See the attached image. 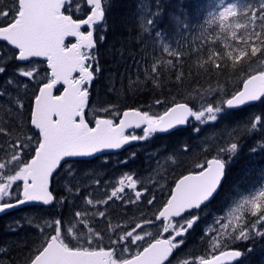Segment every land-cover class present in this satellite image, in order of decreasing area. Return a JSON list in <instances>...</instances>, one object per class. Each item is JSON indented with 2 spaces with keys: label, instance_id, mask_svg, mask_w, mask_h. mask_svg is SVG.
I'll return each instance as SVG.
<instances>
[{
  "label": "snow or ice",
  "instance_id": "obj_1",
  "mask_svg": "<svg viewBox=\"0 0 264 264\" xmlns=\"http://www.w3.org/2000/svg\"><path fill=\"white\" fill-rule=\"evenodd\" d=\"M257 2L258 8L250 3L238 5L235 2L225 3V0H220L209 13L212 20L219 21L221 28H231V37L243 45L235 54L233 51L225 53L234 63L241 62L245 57H256L257 53L264 56V0ZM87 4L91 8L86 19H74L73 15H66L61 10L65 7V0H11L6 9L0 8V42H6L13 52H17L18 56L15 59L20 62L30 63L29 58L34 57L45 58L51 73L50 76L41 77L40 71L36 68L22 70L20 73L23 77L39 78L38 84L42 83L38 94L35 95V106L31 112V125L38 131L36 136L18 139L8 149L13 153L11 160L0 163V213L34 202H42L45 206L55 202L58 208L62 206L63 201L57 200L54 189L50 190V183L69 160L92 158L102 149H119L130 141L145 140L151 133H167L176 126L186 125L190 117L201 123L205 122V118L214 122L220 114L264 97V71H260L255 75H248L243 80V89L237 91L231 98L220 101L215 107L209 103L202 111H193L187 103H179L160 115H149L147 111L134 109L124 111L119 124H114L113 119L101 118L97 112H93L90 119L86 118L89 115L86 112L90 97L88 85L93 81V73H98L100 68L98 62L95 67L92 63L97 60L94 32L93 30L84 32L81 28L88 26L91 29L105 18L101 0H87ZM241 8L244 9L243 12L240 11ZM156 14L159 13L154 15ZM241 16L245 18L246 23H225L238 21ZM257 20L261 21V31L257 32L253 27L249 32V25L255 26ZM147 24L152 25L153 20H148ZM240 29H244V34L238 36L237 32ZM159 34L157 32V36ZM65 37H76L77 40L67 46ZM99 40L103 41L104 36H99ZM164 51L168 49L165 48ZM219 58V53H212L209 56L210 61ZM221 67L222 65L216 64L217 69ZM152 71H156L155 66ZM4 72L5 68L0 67V73ZM44 79L47 80L46 83L42 82ZM7 83L11 84L12 81L9 80ZM61 83L65 85L63 92L53 95L52 90ZM17 103L22 112L23 104L19 101ZM156 103L160 104L161 101L157 100ZM103 111L115 114L111 108ZM93 121L94 126H90ZM255 121L261 122L262 117L256 116ZM133 124L137 129L141 125H146L142 130L143 135L125 134V129L132 128ZM252 127L255 128L256 125L252 124ZM3 132L4 129L0 128V133ZM33 150L34 155L31 159L24 161L23 155ZM184 150H188L187 145L184 146ZM236 151L237 143H232L230 148L219 149L216 158L207 160L206 166L197 165L199 171L184 176L176 183L171 199L164 210L159 212V216L155 217V222L145 221L143 226L136 224L132 231L119 237L117 241H110L106 246L109 250L100 246L103 238L96 233H89L87 237H82L73 244L67 235L72 231L71 228L66 229L62 235L61 219L46 222L48 230L55 234L50 235V238L45 236L42 250L37 249L38 254L31 259V264H163L178 245L173 243L172 239H155L154 242H149L153 238L152 234L145 233L142 236L136 234L137 230L144 231L145 227L155 228L162 225L163 231L168 233L169 224L166 220L169 216L180 217V213L186 208H200L204 201H208L218 191L226 175V165L231 162L232 157L229 155V159L225 160L221 158L222 154ZM5 169L14 174H8ZM68 173L72 174L71 168L68 169ZM126 179L127 187L133 188L135 181L132 176H127ZM118 183L123 185L124 180ZM68 191L71 192V189ZM123 191V187L113 191L109 199L117 197ZM136 196L140 197L141 193L136 192ZM5 197L14 200L15 203L4 202ZM257 199H264V190L247 201L252 205L253 215L259 213L257 223L264 225V209L256 202ZM86 203L95 207L92 200H87ZM147 203L151 205L153 200H148ZM99 215L103 217L105 213L100 212ZM75 216L84 218L81 212H76ZM195 219L193 217L187 220V228L176 232L175 235L181 237L182 232L192 228ZM66 239L68 242H65ZM233 239L247 241L249 239L247 226L240 229L239 236H234ZM144 243L148 246L143 247ZM180 243H183V239ZM130 247H143V250L131 254ZM117 255L119 259L114 258ZM126 255L130 258H124ZM241 255L239 250L222 251L219 255H213L211 259L202 260L201 264H222V261H231Z\"/></svg>",
  "mask_w": 264,
  "mask_h": 264
},
{
  "label": "rangeland",
  "instance_id": "obj_2",
  "mask_svg": "<svg viewBox=\"0 0 264 264\" xmlns=\"http://www.w3.org/2000/svg\"><path fill=\"white\" fill-rule=\"evenodd\" d=\"M138 1L140 5V12L138 13L139 19L141 20V23L144 26L143 29H147V32L150 35V41L151 43H153L151 45H153L157 50L154 54L145 56L148 60L147 65H143L142 67H137L138 69H144L150 67L151 65L154 66L157 61H160L159 64H163V65L173 64V62L168 56H164L163 51L165 48H167L168 51H164V52L170 54L171 56L173 55L172 57L176 58L178 51L177 47L181 42L185 40L195 41V39L202 38L203 36H207V37L211 36L210 38L218 37L225 44V46H222L225 53L228 51H233L235 54L236 50L243 47L241 43H238L237 40L231 37V31H232L231 28H221L219 21L218 20L214 21L212 20V17L209 16V13L213 11L215 5L220 3V0H203L205 3L202 0H196V1L191 0L193 2L192 7L194 8L193 12L191 13L189 12V10H186V8H184V6L180 4V1L182 0H177L175 4H173V0H167L165 2V5H163V3H160L161 0H138ZM170 1L172 2L170 3ZM182 2H184V0ZM228 2H235L238 5H246L250 3L257 8L259 7L257 0H225V3ZM10 3L11 0H0V8L6 9L10 5ZM116 4L118 5L119 3ZM185 4L186 5L189 4L188 0L186 1ZM164 10H166L167 19L158 22L159 19L158 16L161 13H163ZM65 11L71 13L72 15L81 16L86 12V6L84 0H68ZM240 11L243 12L244 9L241 8ZM155 13H159V14L154 15ZM148 20H153V24L148 25L147 24ZM236 22L243 24L246 23L247 21L243 16H241L239 17L238 21H228L225 23L234 24ZM260 24L261 21L257 20L255 26L249 25L248 31L251 32L253 27H255V31L257 32L261 31ZM156 25H164V26L156 27ZM98 29L101 30L100 27ZM157 32L160 33L159 36H157ZM214 33L216 36L213 35ZM243 34H244V29L238 30L237 32L238 36ZM147 49H149V47L145 48V50ZM113 51L115 54L114 58L117 59L118 62L116 63L112 58L113 63H111L110 65L113 66L115 69L117 68L121 69L124 65V62L121 59H119L122 53L119 51L115 53V50ZM169 51L171 53H169ZM257 54H259V57L256 62V65L259 68H261L260 71H264V56H261L260 53ZM14 56H15V52H13V50L10 47L0 43V67L5 68V72L0 73V76L10 75L15 79L13 80L11 77H8L12 81L11 86L15 88L14 91H12L11 89H8L7 91L4 89H0V93H3L2 95H0L1 96L0 117L8 113L10 116H13L14 118L16 117L15 120L18 121V127L15 129H19L17 133L9 132V134H3V135L0 133V138H2L3 141L2 142L3 144L1 143V147H0V163H6L11 160V156L13 153L8 151V149L18 139L35 136L33 135L32 132L33 128L28 129L26 126V123L28 122L27 108L29 107L30 100L33 98V96H35L37 88L41 83L38 84L39 78L23 77L22 75H20L21 71L32 70L33 68H36L37 70L40 71L41 77L46 75L48 76L47 69H45L46 67L44 61L31 60L30 63L28 62L23 64L17 62L14 59ZM160 57H163L164 59L162 60L160 59ZM110 65L102 69L100 84L103 85L106 83V85L104 86V90L115 101L110 108L113 109L115 112L113 116L117 117L120 112V105L123 102V100H121L123 96V93L121 91L123 90L121 89L120 91L121 93L120 92L116 93L115 87H111L110 85L112 80L111 75L114 78H116V74L114 73L111 74V70L113 69L109 68ZM160 67H156L155 72L150 71L149 72L150 75L156 77L158 75ZM130 79H134L133 82L138 84V81L146 82L148 80V77L139 73H135L134 71L131 74L129 73L127 75L122 74L121 76L122 84L126 83L127 85L129 84V86H131ZM44 81H46V79H44L42 82ZM9 94L11 95L5 98ZM17 101L23 104L22 112L18 106ZM165 106L166 105L161 106L157 104L156 100H151L142 109L144 111L149 112V115H157L165 108ZM203 108L193 111H202ZM228 116L226 117L234 121L232 125H229L226 121L222 123H215V121L214 122L207 121L206 118H205V122L201 123L195 121L194 117H190L189 123H193L194 125V130H193L194 135L199 134L200 131L203 129L204 134L206 136L210 138L218 137L216 138L217 146L210 147L213 148V150L212 149L210 150V153L213 155H217L219 149H227L231 147L232 143H237L236 153L229 154L225 152L224 154H222L225 158L221 156L222 159L228 160L229 155H231L232 159L229 164H234L238 159V156L240 155L241 152V150L239 149V145L244 141H249L250 139L252 140L255 150H250L248 158L246 159L248 168L246 166L245 168L247 169L242 170L241 174L240 171H238L237 173L236 169H232L231 171L232 173L231 176L239 177V181H237L236 183H243L246 184V186L242 188H238L236 191H231L230 189L229 193L226 196V202L219 208L221 211L220 214H213L212 211L204 210L201 212L190 213V215L185 214L182 216L185 217V219H181L180 217L171 219L168 222L169 224L168 233H165L163 231L162 225H158L155 228L148 226L145 227L144 231L137 230L136 234L142 236H144L145 233H151L153 238L159 235L165 237L166 239H172L173 243L178 245L177 248L179 247L182 248V251L184 253H182L179 256L172 257L169 260V262H167L166 264H199L198 262L202 257H207L213 252L219 251L221 249L231 248L234 245L243 246L245 244H248V242L252 244L253 242H256L258 240H264V235H261V233H264V225L257 223L259 213L253 215L252 205L247 203V201L252 196L257 195L259 191L264 190V126H262L264 125V103L259 102L257 105L248 107L247 109L237 113L236 116L235 115L231 117ZM256 116H261L262 121L256 122L255 121ZM252 124H255L256 127L253 128ZM207 125H209V127H207ZM215 126H218L219 128L216 129ZM0 128H2L1 121H0ZM143 128L144 127H142L141 129L143 130ZM140 132H142L141 135H143V131ZM128 134L137 135L134 132L127 133L126 135ZM184 135H186L184 132L178 133L176 135L175 141H169L168 143L175 150H176L175 147L179 146V143L180 145H187L192 151V153L200 152L201 159L198 161L189 162L186 159L187 157L191 158L199 154L190 155L187 154L188 150L185 151L184 149H182L181 151L179 150L178 151L179 153L176 154L174 153V150H170L171 155H168V157L162 159L163 162H157L160 163L161 166L163 165V163H167L166 165H168L165 177L158 178L148 183L149 185H155L159 187L160 188L159 193L157 195H153L149 197L145 202L137 203L138 207L136 210L132 209L135 217L141 218L143 220V223H140L142 226L145 224V221L155 222L154 215L155 212L158 210L156 208L165 199V196L170 192L174 179L177 176V175L174 176L177 168L180 166H190L191 165L190 163H198V162L205 163L207 160L208 152L205 150L206 146L200 143L198 139L191 138L192 141L190 143L188 142L184 143L182 141L178 143L180 138L183 137ZM152 136H154V134H150L149 137H147L145 140L142 141L139 140L138 142L139 144H137V146L135 147L134 145L130 146L127 149L126 153L121 157L105 155L100 160H97L96 162L92 163V167L95 168L94 171L96 173L90 174L88 180H85L83 182V188H78L77 192L85 190L87 194L86 196L87 200H92L95 207L85 203L84 205L86 207L87 212L84 213V218L83 219L77 218L73 214L75 219L73 223H71V220L73 218L72 215H70L71 220L65 219L63 215L59 216V219L62 220V226L64 224V226L61 229L62 235L65 233L66 229L71 228L72 231L67 235L68 238L72 240L73 244L76 243V240L81 239L82 237H87L89 233L92 232H95L97 235L101 234L107 237L112 235L113 232L110 230V225L103 228L102 232L99 233L94 230V227L99 224H104L116 220L119 210L123 207L125 203L124 199L126 196L124 195L126 191L124 189V191L119 193L118 196L115 198L109 199V197L113 191H117L119 188L128 185V180L126 179V177L132 176L133 171L136 169V167L139 166V164H137V161H140V159L136 155H138L140 152H143L145 155H149L150 157L151 154H149L148 151L145 150L144 148L150 142H152V140L149 139ZM161 140L162 139H160L158 142H160ZM217 147L218 150H216ZM17 151H19V149H17ZM32 152L23 155L22 159L24 161H28L29 158L32 156ZM253 152H257V153L253 154ZM229 164H227V166ZM158 165L159 164H156V166ZM20 166H22V164ZM127 167L130 169L129 170L126 169ZM16 170H18V167ZM4 171L7 172L8 174H14L10 172V170L8 169H5ZM153 175H156V173L153 172ZM120 180H124L123 185L118 183V181ZM87 181H92L98 185V188L95 190V192L89 188ZM142 186L143 184L139 182H135V186L133 188L135 189L136 192V190H140ZM20 190H21V184H20ZM5 200H10V199L5 197L4 201ZM58 200H62L64 203L65 196L59 198ZM148 200H153V201L158 200L153 210H150L149 204L147 203ZM98 201H105L106 203L98 204L97 203ZM256 202L261 204L262 209H264V199H257ZM100 207L106 208V212L108 215H104L103 217H101L99 213L96 211V209ZM52 211H56V210L52 208ZM87 214H90V217ZM193 217L196 218L193 225L198 223L202 217L203 226L201 224H198L197 233H196L197 235L192 238V240L195 241V244L193 246H185V240L189 239L188 234L190 229H188L187 232H182L181 237H177L175 233L181 232L183 228H187V220H190ZM22 218L25 219V221L26 220L31 221L30 219L27 218L26 215L22 216ZM135 219L131 220L130 226L125 227L122 233L120 234L115 233L114 238H112L111 240L117 241L119 237H122L127 232L132 231L133 230L132 224L135 221ZM40 222L41 221L38 220L35 221L34 225L36 230L39 232V234H41L42 238H45V236L48 237L49 233H47V229L45 228L43 229V225ZM17 223H19V221L16 220L13 223V225H16ZM29 224L30 223L28 222L25 223V225L27 226ZM252 225H255V227H252ZM245 226H247V230L249 231V239L247 241L234 240L233 237L239 236V230L244 229ZM42 233L44 234L42 235ZM169 233H171V235H169ZM22 234L23 235H21V237L27 235L28 233L24 229ZM181 239H183V243H180ZM65 242H68V239H66ZM15 243L17 242L14 241L13 244ZM9 247L10 246L0 247V264H7V260L3 258V254L5 253V250L6 251L9 250ZM133 252L135 251H131L130 253ZM114 258L119 259V255H117ZM249 263L254 264L250 262V257L248 256L247 258H244L239 264H249Z\"/></svg>",
  "mask_w": 264,
  "mask_h": 264
},
{
  "label": "trees",
  "instance_id": "obj_3",
  "mask_svg": "<svg viewBox=\"0 0 264 264\" xmlns=\"http://www.w3.org/2000/svg\"><path fill=\"white\" fill-rule=\"evenodd\" d=\"M166 1L167 0H161L160 3H163V5H165ZM182 1H180V4L184 6L186 10H189L190 13L193 12V2L191 0H188L189 4L186 5L185 3L187 0H184V2ZM171 2L172 1H170V3ZM176 2L177 0H173V4H175ZM116 3L119 4L117 5ZM137 3H139L138 0H104L103 9L105 10V18L100 24L97 25L101 28V30H99L96 26L94 29L96 30L95 51L97 60L92 63L93 67H95L96 63L98 62L100 71L98 73L94 72V80L91 82L89 87L90 97L86 111L89 114L87 117L88 119H90V115H92L93 112H97L100 116L115 119L114 122H117L123 109L136 108L143 110L142 108H144L146 104L151 100H159L161 101L159 105H166L165 108L157 115H160L169 106L177 102H185L189 104L190 107H192L194 110L207 107L209 103L213 104V106L215 107L217 103H219L220 101H224L227 97L237 91L241 86L243 79L247 75H249L253 71L261 70V68L256 65L259 54H257L256 57H245L241 62L234 63L231 58H228L225 55V51L222 47L225 46L224 42H222L217 37L210 38L211 36H203L202 38L195 39V41L185 40L180 44L178 43L180 46L178 45L177 47L178 51L176 58H173V55L171 56L170 54H167L163 51L164 56H168L173 64L163 65L159 64L160 61H157L154 65L155 68L162 65L163 66L159 68V72L156 77L151 76L149 73L150 71H152L154 67L153 65L144 69H138L137 67L147 65L148 60L145 56L152 55L157 50L153 45H151L153 43H151L150 41L149 33L145 31V29H143L144 26L138 16V13L140 12V5ZM73 17L80 16L73 15ZM158 17V22L166 20V10H164V12L161 13ZM163 26L164 25H156V27ZM101 35L104 36L103 41L99 40V36ZM147 47H149V49L145 50V48ZM113 50H115V53H117L118 51L122 53L119 59L124 62V65L121 69H115L110 65L111 63H113V59L116 63L118 62L117 59L114 58L115 54ZM169 53L171 52L169 51ZM212 53H219L220 58L210 61L209 56ZM160 59L163 60L164 58L160 57ZM216 64H220L222 65V67L217 69ZM108 65H110L109 68L113 69L111 70V74H116V78L111 75L112 80L111 84H109L111 85V87H115L116 93L120 92L121 89L123 90L121 91L123 93V96L121 98L123 102L121 103V105L119 104L120 112L117 117H114L112 114H108L103 111L104 109L110 108L115 102L113 98L104 90V86L106 85V83L103 85L100 84L102 69L106 66L108 67ZM133 71L135 73L147 76L148 80L146 82L138 81L137 84L133 82L134 79H130L131 86H129V84L127 85L126 83L122 84V74H131ZM8 77H11L13 80H15L10 75L0 76V89H4L6 91L8 89H11L12 91H14L15 88L12 87L11 84L7 83V81L10 80V78ZM10 95L11 94L6 96L5 98L9 97ZM31 100L29 102V107L27 108L28 124L26 123V126L28 129H32L30 127ZM259 102L264 103V97L253 103V105L246 106L240 109L228 110L227 112L220 114L215 123H222L226 121L229 125H232L234 121L227 118L226 116H236V114L240 111H243L248 107L257 105ZM0 121L2 128L5 130L3 133H1L2 135L9 134V132H18L19 129H15L18 127V121H16L13 116H10L9 113L0 117ZM93 124L94 123L92 122L90 126H93ZM207 127H209V125H207ZM215 128L218 129L219 127L215 126ZM193 130V123H188L185 127L177 128L165 134L154 135L149 138L152 140V142H150L144 149L152 155V158L151 155L149 157V155H145L143 152H140L138 155H136L140 159V161H137V164H139V166L136 167V169L132 173L133 180L135 182L143 184L140 190H136L137 192L139 191L141 193V196L137 197L135 191L125 190V203L119 210L116 220L104 224H99L94 227V230L99 233L102 232L103 228L110 225V230L113 232L112 235L108 237L98 234L99 237L103 238V243L100 246L106 247L110 241H113L111 239L114 238L115 233L120 234L123 232L125 227L130 226L131 220L136 218L132 224L133 228L136 224L143 223V220L141 218L135 217L132 209L136 210L138 207L137 203L145 202L149 197L157 195L159 193V187L155 185H149L148 183L158 178H163L162 175L166 174L165 171L168 168V165H166L167 163H163V165L161 166L160 163L157 162H163L162 159L168 157V155H171L170 150L174 149L168 142L175 141L176 135L178 133L184 132L186 134L183 136L184 139L181 137V140H179L178 142L182 141L184 143H190L192 141L191 138L198 139L200 143L206 146L205 150L208 152L207 159L216 158L217 155H213L210 153V150H213V148L210 147L217 146L216 138L218 137L210 138L206 136L203 129L199 134L194 135ZM32 132L33 135L36 136V132L33 129ZM160 139L162 140L158 142ZM2 142V138H0V145ZM135 146H137V144H134V147ZM184 146L185 145H180L179 148L177 146L175 148L178 149V152L180 149H184ZM187 148V154H199L195 157H187L188 159H186L189 162H194L195 160L200 159V152L192 153L188 146ZM127 149L120 154L111 155L115 157H121L126 153ZM239 149L241 150V152L236 162L234 164H229L228 166L226 165V175L223 178L222 184L216 195L210 200V202H208V204L200 207L197 210H194L191 213L207 210L212 211L213 214H220L221 211L219 208L226 202V196L229 193L230 189L231 191H236L238 188L246 186V184L243 183H236L237 181H239V177L231 176V171L232 169H236L237 173L238 171H240L241 174L242 170L248 168L246 159L248 158L250 150H255L252 140L250 139L249 141L242 142L239 145ZM216 150H218V147L216 148ZM256 153L257 152H253V154ZM103 156L105 155H99L90 160H69V162L65 164L62 169H60V171L55 175L54 180H52L50 183V190L54 189V196H56L57 200L65 196L64 203H62V206H60L59 208L55 202L50 206L32 205L10 212L0 217V247L10 246L9 250L5 251V253L3 254V258L7 260V264H27L37 253V249H41L45 238H42L41 234H39V232L36 230L34 225L35 221H41L40 223L43 225V229H47V233L51 235L55 233L48 230L46 222L51 223L55 219H59L60 215H63L67 220H71L70 215H72L73 218L71 220V223H73L75 220L73 214L75 215V212L78 211L83 214L87 212L84 205L87 200L86 191L83 190L77 192V189L83 188V182L85 180H88V177H90L89 175L96 173L94 171L95 168L92 167V163L100 160ZM156 164L159 165L156 166ZM202 164L204 163H191L189 168H183L181 171H179V174L190 170L196 171L198 170L197 165ZM246 166L247 168H245ZM69 168L72 169L71 175H69L68 173ZM126 169L129 170L130 168L127 167ZM153 172H155L156 175H153ZM87 183L89 188L94 192L98 188V185L92 181H87ZM68 189H71V192H69ZM168 194L165 196V199ZM165 199L157 206L156 209H159V207L165 202ZM157 202L158 200H155L153 201V204L149 205L150 210L154 209ZM52 208L56 211H52ZM96 211L98 213L104 212L105 215H108L106 212V208L100 207L97 208ZM25 215L28 219L31 220H26L28 223H30L28 226L25 225V223L27 222L22 218V216ZM87 215L90 217V214ZM16 220L19 221V223L13 225ZM198 224H201L203 226L202 217L201 220L198 223L194 224L190 229L188 234L189 239L185 240V246H190L191 243V246L195 244L192 238L196 236ZM24 229L28 234L21 237V235H23L22 232ZM14 241H16L17 243L13 244ZM145 244L146 243H144L143 246ZM140 248L130 247L129 252H137ZM231 248L237 249L242 253L241 259L233 264H239L244 258H247L248 255L250 257L251 263L264 264V240H258L256 242H253L252 244L248 242V244H245L243 246L234 245ZM135 252L131 254H134ZM182 253H184L182 251V248L176 247L172 257L179 256ZM127 257L129 256L126 255L124 258Z\"/></svg>",
  "mask_w": 264,
  "mask_h": 264
},
{
  "label": "water",
  "instance_id": "obj_4",
  "mask_svg": "<svg viewBox=\"0 0 264 264\" xmlns=\"http://www.w3.org/2000/svg\"><path fill=\"white\" fill-rule=\"evenodd\" d=\"M66 1V0H65ZM85 3H86V5H87V7H89V8H91V6L90 5H88L87 4V0H85ZM102 5V4H101ZM62 10V9H61ZM88 14H90V9H89V12L83 17V18H81V19H86L87 18V15ZM67 15V14H66ZM100 22V21H99ZM98 22V23H99ZM97 23V24H98ZM96 24V25H97ZM95 26V25H94ZM94 26H92V28L91 29H89L88 28V26H82V28L81 29H83V28H85V27H87V31L88 30H93V32H94ZM87 31H85V32H87ZM67 39H73L74 41L72 42V43H75L76 42V40H77V38L76 37H65V41L67 40ZM93 39H94V37H93ZM95 41V40H94ZM3 43H5V44H7L6 42H3ZM72 43H70L68 46H70ZM16 56H18V53H16ZM30 59H45V58H43V57H34V58H29V60ZM45 63H46V66H47V68H48V65H47V61H46V59H45ZM258 72H255V73H252V74H250V75H255V74H257ZM50 69L48 68V75L50 76ZM74 75H75V73H74ZM247 78V77H246ZM245 78V79H246ZM58 85H61V90H60V92L58 93V94H54V90L57 88V86ZM57 86H56V88H54L52 91H53V95H59V94H61L62 92H63V89H64V87H65V85H63L62 83L61 84H58ZM40 86H42V84L40 85ZM90 86V84L88 85V87ZM243 89V81H242V84H241V86L239 87V89L237 90V91H240V90H242ZM38 91H39V88H38V90H37V92H36V94H38ZM237 91H235L233 94H235ZM34 99H35V97L33 98V101H32V107H31V112H32V110H34ZM258 100H256V101H251V102H248V103H255V102H257ZM177 104H179V103H177ZM175 106V104L174 105H172V106H170L169 108H171V107H174ZM190 107V106H189ZM138 110V109H135V108H128V109H124V110H122V112H121V116H120V119H122L123 118V112L124 111H129V110ZM138 111H141V110H138ZM163 114V113H162ZM101 118H104V117H101ZM106 119V118H105ZM120 119L118 120V122L116 123V124H119V121H120ZM30 124H31V119H30ZM94 126V125H93ZM141 126H143V125H141ZM145 127H146V125H144ZM185 125H182V126H176L174 129H176V128H178V127H184ZM31 127H33L34 128V126H32L31 125ZM133 127H135L134 126V124H133ZM128 129H130V128H126L125 129V131H127ZM174 129H171V130H169V131H172V130H174ZM35 130V129H34ZM36 132L38 131V130H35ZM157 133H159V132H157ZM136 141H130V142H128L127 144H124V145H122L121 146V148H119V149H102L99 153H97V154H94V157L95 156H98V155H101V154H107V153H114V152H119V151H121L123 148H125V147H127L128 145H130V144H133V143H135ZM33 155H34V152H33ZM32 155V156H33ZM31 156V157H32ZM31 157L29 158V160L31 159ZM93 158V157H92ZM79 159H85V160H89V159H91V158H79ZM211 159H213V158H210V159H208V160H211ZM28 160V161H29ZM190 174H194V173H186V174H184L183 176H181V177H179L176 181H175V183H174V185H173V187H172V189H171V193L172 192H174L175 191V186H176V183H178L179 182V180L180 179H182L184 176H187V175H190ZM22 187H23V185H22V183H21V191H22ZM211 198V197H210ZM171 199V197L168 199V200H170ZM11 203H15V201L13 200V201H10ZM168 202V201H167ZM205 202V201H204ZM203 202V203H204ZM32 205H38V206H45V205H43L42 204V202H34V203H29V204H25V205H23V206H19V207H17V208H14V209H10V210H8V211H6V212H4V213H0V216L1 215H3V214H5V213H8V212H10V211H13V210H15V209H19V208H22V207H24V206H32ZM167 206V203H166V205H164L159 211H158V213H157V215H156V217L157 216H159V212H161V211H163L164 210V208ZM186 209H188V208H186ZM183 214V212H181L180 213V216ZM171 217H173V216H169L168 218H167V220H166V223L168 222V220L171 218ZM163 219V218H162ZM52 235H54V234H52ZM49 238H50V236H49ZM151 242H154V240L153 241H151ZM44 246H46V245H44ZM148 246V245H147ZM146 246V247H147ZM42 250V249H41ZM105 250H109V249H105ZM143 250V249H142ZM235 250H237V249H232V248H227V249H223V250H220V251H218L217 252V254L216 255H219L220 254V252H222V251H235ZM171 256V254H169L168 255V257H167V259L163 262V264H165V263H167L169 260H170V257ZM130 258V257H129ZM212 258V257H211ZM211 258H208V259H211ZM207 259V260H208ZM240 260V257H238V258H235L234 260H231V261H222V264H233V263H235V262H237V261H239ZM28 264H31V261L28 263ZM200 264H201V261H200Z\"/></svg>",
  "mask_w": 264,
  "mask_h": 264
},
{
  "label": "bare ground",
  "instance_id": "obj_5",
  "mask_svg": "<svg viewBox=\"0 0 264 264\" xmlns=\"http://www.w3.org/2000/svg\"><path fill=\"white\" fill-rule=\"evenodd\" d=\"M137 4H139V3H137ZM138 6V5H137ZM102 21H100L98 24H100ZM93 29H95V27L93 28ZM217 34V33H216ZM213 35H215V33L213 34ZM216 36V35H215ZM216 38V37H215ZM218 38V37H217ZM219 40V39H218ZM145 44H146V42H145ZM45 65H46V63H45ZM46 68H47V66H46ZM11 69V68H10ZM47 70H48V68H47ZM9 71V70H8ZM93 80H94V74H93ZM91 84V83H90ZM242 84V83H241ZM57 87H61V85H58ZM90 87V86H89ZM233 94H231L229 97H227L224 101H226L227 99H229V98H231V96H232ZM177 103H185V102H177ZM177 103H174V104H177ZM174 104H172V105H174ZM171 105V106H172ZM250 105H253V103H246V104H244V105H241V106H239L237 109H240V108H243V107H246V106H250ZM170 107V106H169ZM168 107V108H169ZM167 108V109H168ZM166 109V110H167ZM165 110V111H166ZM230 110H235V109H230ZM163 113V112H162ZM161 113V114H162ZM120 116H121V114H120ZM9 118V117H8ZM16 118V117H15ZM30 119H31V114H30ZM120 119V117L118 118V120ZM118 120H117V122H118ZM189 120H190V118H189ZM20 121V120H19ZM117 122H114V124H116ZM188 123H189V121H188ZM187 123V124H188ZM186 124V125H187ZM94 125V124H93ZM185 125V126H186ZM30 126H31V124H30ZM184 126V127H185ZM142 127H145L144 125L143 126H141L139 129H137V128H135V127H132V128H130V129H128L127 131H125V134H127V133H130V132H134L135 134H137L138 136L139 135H141L142 134V132H140V133H136V132H139V130L140 131H142ZM5 131V130H4ZM7 131V130H6ZM168 132H170V131H168ZM167 132V133H168ZM161 134H165V133H161ZM7 136V135H6ZM9 136V135H8ZM227 136V135H226ZM183 138V137H182ZM184 139V138H183ZM8 140V139H7ZM181 140V139H180ZM5 142V141H4ZM179 143V142H178ZM198 144V143H197ZM196 145V144H195ZM179 146H180V143H179ZM179 146H177L178 148H179ZM189 146H190V144H189ZM0 147H1V145H0ZM3 147V146H2ZM5 147V146H4ZM215 147V146H214ZM200 149V148H199ZM176 150H178V149H176ZM180 151H181V149H180ZM193 151H195V150H193ZM167 152V151H166ZM174 153H176V151H175V149H174ZM177 153H179V152H177ZM197 153V152H196ZM190 156V155H189ZM200 159H201V155H200V157H199ZM188 159V158H187ZM192 159H194V158H192ZM199 159V160H200ZM144 160V159H143ZM177 160V159H176ZM190 160V159H189ZM198 160V159H197ZM197 160H195V161H197ZM178 162V161H177ZM180 162V161H179ZM192 162V161H191ZM191 164V163H190ZM203 166H204V164H202ZM198 170H200L199 168H198ZM198 170H196V171H198ZM167 171V170H166ZM166 171H165V173H166ZM196 171H190L189 173H195ZM163 177L165 176V175H162ZM123 188H124V186H123ZM219 188H220V186L218 187V190H219ZM132 191H135V189L133 188L132 189ZM137 192V191H136ZM139 192V191H138ZM217 193V192H216ZM216 193H214V196L216 195ZM136 194V193H135ZM213 196V197H214ZM171 197V191H170V193L168 194V196L166 197V199H165V202L159 207V209L158 210H160L164 205H166V203H167V201H168V199ZM213 197H211V198H209V200L208 201H205L204 203H202L201 204V206L200 207H202V206H204V205H206V204H208V202H210V200L213 198ZM47 206H50V205H47ZM199 209V208H198ZM194 210H197V209H185L184 211H182L183 212V214H189V213H191V212H193ZM52 235V234H51ZM197 235V234H196ZM165 237H163V236H155V238H153V239H164ZM153 239H151V240H149V242H151ZM195 242V241H194ZM193 242V243H194ZM192 244V243H191ZM191 244H190V246H191ZM201 244V243H200ZM199 245V244H198ZM147 246V243L143 246V247H146ZM189 246V245H188ZM143 247L142 248H140L138 251H142V249H143ZM204 248V247H203ZM190 249V248H189ZM174 251H175V248L172 250V252L170 253L171 254V256L170 257H172L173 256V253H174ZM199 251V250H198ZM136 253V252H135ZM134 253V254H135ZM217 254V252H214V253H212V254H210L209 256H207V257H204V258H202L200 261H202V260H207L208 258H211L213 255H216ZM249 254V253H248ZM249 256V255H248ZM34 258V257H33ZM32 258V259H33ZM127 258H129V257H127ZM240 259H241V257H240ZM31 261V260H30ZM29 261V262H30ZM28 262V263H29ZM251 262V261H250ZM27 263V264H28ZM250 264V263H249Z\"/></svg>",
  "mask_w": 264,
  "mask_h": 264
},
{
  "label": "flooded vegetation",
  "instance_id": "obj_6",
  "mask_svg": "<svg viewBox=\"0 0 264 264\" xmlns=\"http://www.w3.org/2000/svg\"><path fill=\"white\" fill-rule=\"evenodd\" d=\"M101 1H102V0H101ZM66 2H67V1H66ZM86 7H87V6H86ZM87 9H89V8L87 7ZM86 30H87V29L84 28L82 31L85 32ZM70 43H71V42H68V40L65 42L66 45H69ZM12 50H13V49H12ZM16 53H17V52H15L14 59H15V57H16ZM15 60H16L17 62H19V63H23V64L28 63V62H20V61H18L17 59H15ZM30 61H31V60H30ZM43 61H44V60H43ZM75 75H76V74H75ZM59 91H60V87H57V88L55 89L54 93H55V94H58ZM33 97H34V96H33ZM31 101H33V98H32ZM31 107H32V102H31ZM31 107H30V108H31ZM86 118H87V117H86ZM93 123H94V121H93ZM130 133H131V132H130ZM136 133H140V131H139V132H136ZM121 151H125V150H121ZM121 151H119V153H115V154H120ZM207 160H208V159H207ZM207 160H206V161H207ZM204 166H206V162L204 163ZM183 168H189V166H180V167L177 168V170H176V172H175V174H174V176H176V175H177V176H176L175 179H174L173 185H174L175 181H176L179 177H181V176H183L184 174L189 173V172L191 171V170H190V171H186V172H184V173H182V174H181V173L179 174V171H181ZM198 171H199V170H198ZM174 176H173V177H174ZM173 185H172V186H173ZM171 188H172V187H171ZM124 189H125V190H132L133 188L129 189V188L127 187V185H125V186H124ZM170 191H171V190H170ZM158 211H159V210H157V211L155 212L154 218L156 217V214H157ZM183 215H185V214H182L180 217H182ZM177 218H179V217H177ZM171 219H174V218H171ZM171 219H169V221H170ZM169 221H168V222H169ZM168 222H167V223H168ZM37 253H38V252H37ZM37 253H36V254H37Z\"/></svg>",
  "mask_w": 264,
  "mask_h": 264
}]
</instances>
